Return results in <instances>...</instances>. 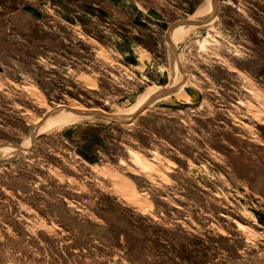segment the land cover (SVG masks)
I'll return each mask as SVG.
<instances>
[{
	"label": "rangeland",
	"instance_id": "rangeland-1",
	"mask_svg": "<svg viewBox=\"0 0 264 264\" xmlns=\"http://www.w3.org/2000/svg\"><path fill=\"white\" fill-rule=\"evenodd\" d=\"M0 264H264V0H0Z\"/></svg>",
	"mask_w": 264,
	"mask_h": 264
}]
</instances>
